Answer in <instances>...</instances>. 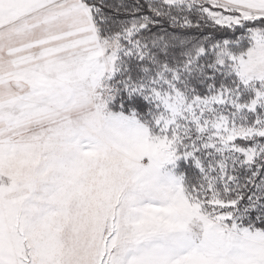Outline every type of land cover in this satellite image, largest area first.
<instances>
[{
  "label": "snow or ice",
  "instance_id": "6c2138e0",
  "mask_svg": "<svg viewBox=\"0 0 264 264\" xmlns=\"http://www.w3.org/2000/svg\"><path fill=\"white\" fill-rule=\"evenodd\" d=\"M0 264H264V0H0Z\"/></svg>",
  "mask_w": 264,
  "mask_h": 264
}]
</instances>
